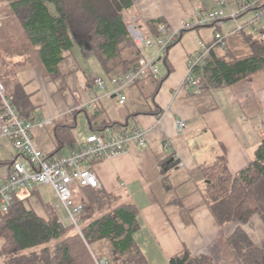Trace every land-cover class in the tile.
<instances>
[{"label": "crops", "instance_id": "0c3cea01", "mask_svg": "<svg viewBox=\"0 0 264 264\" xmlns=\"http://www.w3.org/2000/svg\"><path fill=\"white\" fill-rule=\"evenodd\" d=\"M240 1L226 0L225 12H235ZM219 6L214 0H134L126 18L129 28L135 26L149 35L150 21L162 18L169 28L176 29L197 11ZM256 12L252 9L220 25L184 30L165 52L157 46H143L145 58L155 57L159 75L150 74L129 85L127 100L121 104L117 94H105L95 84V77H103L107 91L114 88L98 58L87 57L79 45L60 63L61 74L56 78L47 74L37 59L33 65L29 63L21 47L26 41L16 35L19 25L9 7L0 6V28H5L0 32V80L7 92L17 84L22 86L35 119L45 122L33 134L39 149L55 158L69 155L75 145L86 141L76 138L80 124L88 127V135L110 124L116 129L120 123L127 125L126 131L138 128L144 132L143 143L133 141L125 153L97 161L92 167L103 189L122 191L138 206L140 229L135 239L150 264H168L185 248L221 256L216 242L221 227L204 198L202 169L225 156L229 171L236 174L254 159L264 138V68L230 85L187 88L183 83L190 62L203 64L211 49L218 54L229 50L236 56L251 53L248 35L260 37L264 26ZM217 32L226 37V46L217 44ZM201 42L209 47L208 53H203ZM179 120L186 124L182 131L177 126ZM69 124L75 127L68 128V141L60 146L58 128ZM110 132L111 127L107 129ZM18 157L11 142L0 135V177L9 174ZM243 228L254 241L264 240L260 216ZM235 229L226 225L224 233L230 235ZM90 248L113 264L110 240H98Z\"/></svg>", "mask_w": 264, "mask_h": 264}, {"label": "trees", "instance_id": "16d2710c", "mask_svg": "<svg viewBox=\"0 0 264 264\" xmlns=\"http://www.w3.org/2000/svg\"><path fill=\"white\" fill-rule=\"evenodd\" d=\"M246 1L241 0L239 5ZM0 4L9 7L19 25L18 33L26 41L21 47L26 50L29 63L33 65L37 59L54 78L61 74L60 63L72 54L76 45L84 48L87 57L96 56L109 78L136 68L145 57L144 50L131 35L126 18L134 0H0ZM252 9L263 10L264 0H258L249 8ZM147 25L151 33L144 34L154 40L165 37L164 28H169L162 18ZM199 27L203 26L189 29ZM4 30L0 28V32ZM248 39L252 52L247 55L236 56L229 50L218 54L211 49L210 57L193 69L200 87L234 84L262 70L264 40L252 35ZM7 96L22 118L37 120L22 86L11 88ZM69 125L58 128L60 146L68 141V128L75 127ZM118 126L115 129L110 124L94 131L106 134L109 127L113 133L126 131V124ZM81 146L75 145L74 149ZM52 155L49 157L55 158ZM202 172L206 181L204 198L221 227L216 241L221 256L185 248L172 256L168 264H264V240L254 241L243 228L254 216H260L264 223V138L254 159L238 173L229 171L225 156L204 167ZM74 193L83 203L78 214L79 228L72 220L68 224L61 220L57 208L43 199L39 187L16 194L11 208L0 211L3 264H97L90 245L101 239L112 243L113 264H150L135 239L140 229L139 208L132 199L122 191L107 192L102 187L77 186ZM34 198L45 215L37 212ZM233 223L237 224L236 229L225 235L224 227Z\"/></svg>", "mask_w": 264, "mask_h": 264}, {"label": "built area", "instance_id": "2783aa9c", "mask_svg": "<svg viewBox=\"0 0 264 264\" xmlns=\"http://www.w3.org/2000/svg\"><path fill=\"white\" fill-rule=\"evenodd\" d=\"M220 6L211 10L197 11L194 16L181 23L176 29L164 28L166 35L163 38L154 40L147 37L144 32L135 26H130L131 35L139 47L157 46L160 52H165L174 45L181 36L183 30L194 26H206L209 24H221L224 19L237 18L255 6L258 0H247L245 4L230 14L223 8L226 0H214ZM256 19L264 20V9L256 10ZM264 29V26H263ZM264 40V31L260 33ZM216 42L226 46L227 40L224 34L216 33ZM203 53L209 51V47L201 42ZM199 60H193L189 64V72L183 83L185 87H199V81L193 76L192 72ZM159 75V69L155 64V57L139 60L136 68L129 70L121 75L110 78L114 85L111 92L106 89V79L95 77V84L105 94H117L119 102L125 103L127 95L125 89L136 81L147 75ZM200 88H197L199 91ZM0 135L6 137L19 155L11 166L10 172L6 177H0V211L7 212L16 194L25 193L36 186H51L56 192L61 204L64 206L68 217L79 228L78 214L83 208L82 201L75 198V188L77 186L101 187L97 172L92 164L106 159H112L125 153L131 142L143 143L144 132L138 128L132 131L110 132L103 134L93 132L87 136L86 141L78 149H74L69 155L57 158H50L49 154L39 149L33 139L34 131L37 127L44 126L45 122L40 120L28 121L19 115L16 105L7 96V89L0 80ZM179 131H182L186 124L183 120L177 121ZM94 255V254H93ZM97 264H110L104 257L94 255Z\"/></svg>", "mask_w": 264, "mask_h": 264}, {"label": "rangeland", "instance_id": "374dc122", "mask_svg": "<svg viewBox=\"0 0 264 264\" xmlns=\"http://www.w3.org/2000/svg\"><path fill=\"white\" fill-rule=\"evenodd\" d=\"M3 5H5V4H3ZM0 6H2V4H0ZM4 10H7V9L4 8ZM16 35L17 36H22V33L21 34L18 33ZM88 133H89L88 127H85V126H83L81 124L76 129V132H75L76 138H77L78 141H84V140H86ZM36 187H38V186H36ZM40 191L42 192L43 199L45 201L49 202V203L54 204V206L57 208L61 220L63 222H65V223H67V224L70 223L71 220L68 218V215L66 213V210H65L64 206L61 204V202H60V200H59L56 192L54 191V189L51 186H41L40 187ZM33 200L36 203V210H37V212L39 214H41V215H45L44 209L40 205L38 199L37 198H34ZM232 225H233V227L234 226L236 227L237 224L236 223H233ZM217 257H219V256H217Z\"/></svg>", "mask_w": 264, "mask_h": 264}]
</instances>
